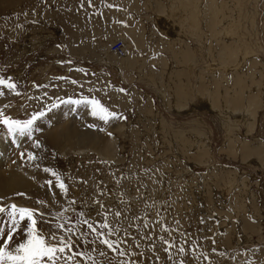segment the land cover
<instances>
[{
    "label": "rangeland",
    "instance_id": "rangeland-1",
    "mask_svg": "<svg viewBox=\"0 0 264 264\" xmlns=\"http://www.w3.org/2000/svg\"><path fill=\"white\" fill-rule=\"evenodd\" d=\"M0 80V246L15 204L58 264H264V0H0Z\"/></svg>",
    "mask_w": 264,
    "mask_h": 264
},
{
    "label": "snow or ice",
    "instance_id": "snow-or-ice-1",
    "mask_svg": "<svg viewBox=\"0 0 264 264\" xmlns=\"http://www.w3.org/2000/svg\"><path fill=\"white\" fill-rule=\"evenodd\" d=\"M3 80H0V84H4ZM9 88H15V85L8 83ZM123 91V90H121ZM76 103H79L78 101ZM94 106L93 114L97 112L103 113L104 119H107L109 116H115V113L109 112L99 101H91ZM36 119L34 116L31 120L24 122L23 124L17 120H10L4 118L2 123L8 125L9 131L16 132L19 131L24 133ZM45 171H51L45 169ZM56 175L55 172L52 173ZM62 190L66 191V187L63 182L59 184ZM43 203V202H41ZM11 211L8 212V215L12 223V232L6 235V238L3 239L2 246H0V264H58L60 259V254L65 253L70 245V241L64 239L63 237H57L52 235L51 239L56 240L57 243H51L50 240L45 237L37 228V220L34 218V210L28 208H21L13 204L10 206ZM5 209L0 207V214H3ZM18 216V218H17ZM30 221L26 225L27 228V239L23 243H19L14 250H10V244L13 240V234L19 230V224L22 221ZM87 223V221H85ZM59 228H64L63 224L57 225ZM88 227L91 229L93 226L88 224ZM104 227H108L104 225ZM4 234L0 232V238H3ZM108 248L114 247V242H110L108 239L102 241ZM183 251V249H181Z\"/></svg>",
    "mask_w": 264,
    "mask_h": 264
},
{
    "label": "bare ground",
    "instance_id": "bare-ground-1",
    "mask_svg": "<svg viewBox=\"0 0 264 264\" xmlns=\"http://www.w3.org/2000/svg\"><path fill=\"white\" fill-rule=\"evenodd\" d=\"M120 43L121 45H120V47H118V48H116L115 47V45H116V43ZM117 42H115L113 45H112V49H111V52H113V53H122L123 51H124V48H125V42L123 41V40H118ZM211 102V101H210ZM209 102V103H210ZM210 107H212L213 109V111H216V105L214 106L213 104H211V106ZM218 110V109H217ZM75 131V130H74ZM77 132V131H76ZM1 145H2V143H1ZM18 145V144H17ZM16 145V146H17ZM15 146V147H16ZM1 148V147H0ZM4 148V147H3ZM11 171V170H10ZM6 176V178L4 179V181H0V182H3L4 183V185L5 184H7L8 183V186H9V189H8V192L9 191H13V189H14V185L18 182V181H20L21 180V178H22V175L21 176H19V175H15V174H7V175H5ZM2 179V178H1ZM3 193H5V195L4 196H6V192H3ZM2 193V194H3ZM0 194H1V190H0ZM1 194V195H2ZM9 194V193H8ZM3 196V195H2ZM2 196H1V198H2Z\"/></svg>",
    "mask_w": 264,
    "mask_h": 264
},
{
    "label": "crops",
    "instance_id": "crops-1",
    "mask_svg": "<svg viewBox=\"0 0 264 264\" xmlns=\"http://www.w3.org/2000/svg\"><path fill=\"white\" fill-rule=\"evenodd\" d=\"M132 4V2H129L128 5ZM96 9V11H92L93 13H97L99 10V7L95 6L94 7ZM90 9H91V6H90Z\"/></svg>",
    "mask_w": 264,
    "mask_h": 264
},
{
    "label": "built area",
    "instance_id": "built-area-1",
    "mask_svg": "<svg viewBox=\"0 0 264 264\" xmlns=\"http://www.w3.org/2000/svg\"><path fill=\"white\" fill-rule=\"evenodd\" d=\"M120 45L121 44L117 42L116 45H115V47L118 48V47H120Z\"/></svg>",
    "mask_w": 264,
    "mask_h": 264
}]
</instances>
